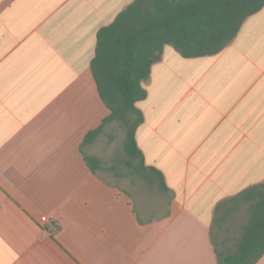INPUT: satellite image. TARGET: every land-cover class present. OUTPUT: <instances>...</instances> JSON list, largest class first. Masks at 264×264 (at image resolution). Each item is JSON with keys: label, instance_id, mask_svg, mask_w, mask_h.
<instances>
[{"label": "crops", "instance_id": "obj_1", "mask_svg": "<svg viewBox=\"0 0 264 264\" xmlns=\"http://www.w3.org/2000/svg\"><path fill=\"white\" fill-rule=\"evenodd\" d=\"M133 1L0 0V264H218L258 227L264 247V6L219 53L153 63L136 139L162 178L123 150L114 169L113 121L84 143L111 113L98 32Z\"/></svg>", "mask_w": 264, "mask_h": 264}, {"label": "trees", "instance_id": "obj_2", "mask_svg": "<svg viewBox=\"0 0 264 264\" xmlns=\"http://www.w3.org/2000/svg\"><path fill=\"white\" fill-rule=\"evenodd\" d=\"M263 6L264 0H134L130 3L98 32L92 67L111 113L102 125L87 134L84 143L98 135L104 125L117 121L125 130L127 165L135 170L151 168L164 178L161 171L145 165L136 139V130L144 120L137 102L148 94L143 83L149 79L153 63L161 59L166 44L184 57L219 53L233 41L243 21ZM220 219L224 216L217 212L215 221ZM252 229L236 249L217 248L218 264H254L264 254V247L259 246L263 233L259 227L256 231Z\"/></svg>", "mask_w": 264, "mask_h": 264}, {"label": "rangeland", "instance_id": "obj_3", "mask_svg": "<svg viewBox=\"0 0 264 264\" xmlns=\"http://www.w3.org/2000/svg\"><path fill=\"white\" fill-rule=\"evenodd\" d=\"M110 129H111L110 134L112 137H109L108 139L110 141L111 138L112 141L109 143L108 149L113 150L116 155L119 154V150L121 151V154H119L118 157L114 158L113 161L114 169H116L117 171H126L125 165L124 163H122V157H124V154L126 156V153L124 151L125 130L123 129L121 124L117 121H115L112 124V127ZM122 150L124 151V154ZM109 164H111V161L109 162Z\"/></svg>", "mask_w": 264, "mask_h": 264}]
</instances>
